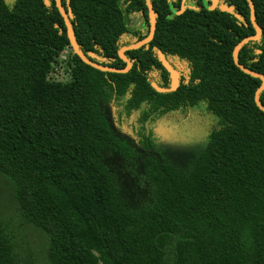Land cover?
Listing matches in <instances>:
<instances>
[{"label":"trees","instance_id":"obj_1","mask_svg":"<svg viewBox=\"0 0 264 264\" xmlns=\"http://www.w3.org/2000/svg\"><path fill=\"white\" fill-rule=\"evenodd\" d=\"M150 1L151 45L186 61L188 77L172 93L150 85L167 88L169 77L148 46L126 53L134 60L128 73L105 72L75 53L55 0H0V173L24 221L46 236L48 264H264V112L255 101L262 81L233 60L256 33L249 3L225 0L245 25L220 10L174 13L182 0ZM253 2L263 36L239 61L264 75V0ZM65 3L87 58L124 69L118 52L133 43L123 35L134 12L149 21L146 0ZM60 67L66 81L56 77ZM112 105L117 124L134 118L139 143L158 155L148 169L151 198L140 207L123 199L106 163L107 153H134ZM199 106L205 145L185 170L163 156L153 126ZM17 245L0 214V264H17Z\"/></svg>","mask_w":264,"mask_h":264},{"label":"rangeland","instance_id":"obj_2","mask_svg":"<svg viewBox=\"0 0 264 264\" xmlns=\"http://www.w3.org/2000/svg\"><path fill=\"white\" fill-rule=\"evenodd\" d=\"M56 77L64 81L68 79L61 67ZM205 114L204 107L199 106L187 113L170 114L153 126L159 139V149L166 159L185 170L190 169L205 145L208 129ZM134 124V118L117 124L118 134L126 139L134 153L127 156L118 152L107 153L106 163L119 178L123 199L133 207H140L151 198L148 169L158 155L155 150L144 149L139 143ZM0 214L17 235V264H48L49 242L46 236L24 221L13 184L1 173Z\"/></svg>","mask_w":264,"mask_h":264},{"label":"water","instance_id":"obj_3","mask_svg":"<svg viewBox=\"0 0 264 264\" xmlns=\"http://www.w3.org/2000/svg\"><path fill=\"white\" fill-rule=\"evenodd\" d=\"M216 2H217V0H214V3L215 4H216ZM247 2L249 3V6H250L251 20H252V23H253V25L255 27L256 33L253 36H250V37L245 38L243 41H241L235 47V49L233 51V60H234L235 64L243 72H245L246 74H249V75H251L253 77H256V78H260L261 79L262 84H261L260 88L256 92L255 101H256V104L259 107V109L264 112V105L261 103V100H260V95H261V93L264 90V75H262L260 73H257V72H254V71L246 68L239 61V53H240V50L246 44H248L249 42L260 40V38L262 36V29H261V27L259 26V24L256 21L255 4H254L253 0H247ZM56 3H57V7L59 8V11H60L61 15L63 16V18L65 20V23H66V26H67L68 38L70 40V43H71V46H72L73 50L75 51V53L79 56V58L83 62H85L86 64L91 65V66H93V67H95V68H97L99 70H102V71H105V72L119 73V74L128 73L130 71V69H131V62L125 57V55H124L125 52L127 50L138 49L141 46H143V45L151 42L153 40V38H154V35H155V14H154V11H153V7H152V4H151V1L150 0H147V4H148V7H149V11H150L151 24H152V32H151L150 36L147 37L146 39L140 41L139 43H137L135 45H132L130 47H125V48H122L120 50L119 55L127 63L126 68H124V69H116V68H109V67H105V66H100L98 64H95V63L91 62L89 60V58H87V56L81 51V49H80V47H79V45H78V43L76 41V38H75V33H74L73 26H72V24L70 22V17L72 16L71 10H69V12H66V10L64 9V7H63V5L61 3V0H56ZM220 10L222 12L229 13V14H233V15L235 13L234 12V8L231 7V6H227V5H222L220 7ZM236 17L237 18H240L239 15H236ZM157 52H158L159 61L165 67V69H167L169 71V73H170V77H171L172 83H171V87L168 88V89L158 86L154 81H150L151 86L158 93H161V94L175 92L178 89V87H179V74L169 64V62L166 60L164 54L160 50H158ZM90 57L91 58H97L98 59V57L94 53H90Z\"/></svg>","mask_w":264,"mask_h":264},{"label":"flooded vegetation","instance_id":"obj_4","mask_svg":"<svg viewBox=\"0 0 264 264\" xmlns=\"http://www.w3.org/2000/svg\"><path fill=\"white\" fill-rule=\"evenodd\" d=\"M173 1H175V2H177V0H173ZM55 2H56V0H55ZM200 2V3H199ZM61 3H62V0H61ZM67 6H68V8H69V0H66V3H65ZM146 4H147V0H146ZM56 5H57V3H56ZM63 5V4H62ZM222 5H227V6H229L226 2H225V0H217V2H216V4L214 3V0H201V1H199V0H182V2H181V4H180V9H177L178 7L175 5V6H173V8H172V11L174 12V13H177L178 11H186L188 8H190V9H197L198 11L199 10H201V11H203V10H206V11H211V12H216V10H220V7L222 6ZM147 6H148V4H147ZM203 7V8H202ZM234 8V7H233ZM59 9V8H58ZM148 10H149V7H148ZM221 11V10H220ZM222 12V11H221ZM234 12H235V8H234ZM181 13V12H180ZM223 13H225V12H223ZM229 14V13H228ZM230 15H233V14H230ZM236 15H239V14H237L236 12L234 13V15L233 16H235L236 17ZM237 18V17H236ZM130 19L131 20H133L134 22H132L131 24H129L128 25V32L126 33V34H124L123 36H124V39H125V41H131L133 44L132 45H135V44H137V43H139V42H137L136 41V39H137V37H139V36H146V37H149L150 36V34H151V32H152V24H151V19H150V16H149V21L148 20H146L144 17H143V11H141L140 13H138V12H134L132 15H130ZM240 22L242 21L245 25H247V23L244 21V18L243 17H241L240 16V18H237ZM257 21V20H256ZM258 23V22H257ZM253 24V23H252ZM205 26V24L204 23H200L199 25H198V28L201 30L202 29V27H204ZM260 26V25H259ZM261 27V26H260ZM261 29H262V27H261ZM155 35H156V26H155ZM155 35H154V38H155ZM262 36H263V29H262ZM262 36H261V38H262ZM154 38H153V40L151 41V42H149V43H147V44H145V45H143V46H148V49L149 50H151V51H153L155 54H156V58H157V60L159 61V57H158V50H160L163 54H164V56H165V58H166V60L169 62V64L173 67V69L175 70V71H177L178 72V74H179V87H178V89L180 88V86H181V84H182V80L184 79V78H187L188 77V70H187V67H186V64H185V60H183V61H181V60H177L176 58H174L172 55H171V53H172V50L173 49H171V48H167V47H165L164 48V50L162 51L160 48H158L157 46H155V45H151L152 44V42L154 41ZM260 38V39H261ZM132 45H130V46H132ZM130 46H127V47H130ZM143 46H141V47H143ZM140 47V48H141ZM125 48V47H124ZM139 49V48H138ZM134 50H137V49H134ZM129 51H132V50H127L126 52H125V57L131 62V68H132V64H133V61L134 60H132V59H130V58H128L127 56H126V53L127 52H129ZM120 52V51H119ZM119 52H118V56H119V58L122 60V62L127 66V63L120 57V55H119ZM95 59H97V58H95ZM98 61H100V62H105V59H103V58H99L98 57V59H97ZM160 62V61H159ZM160 64H161V62H160ZM162 65V64H161ZM163 66V65H162ZM126 68V67H125ZM163 68L165 69V67L163 66ZM165 71L167 72V74H168V77H169V85H168V87H167V89L168 88H170L171 87V83H172V80H171V77H170V73H169V71L167 70V69H165ZM153 75H155V76H157V75H159V74H157L156 72H154V74ZM150 81H153V80H151V78H150ZM155 82V81H154ZM156 83V82H155ZM157 84V83H156ZM150 85H151V83H150ZM158 85V84H157ZM159 86V85H158ZM153 88V87H152ZM164 88V87H163ZM177 89V90H178ZM176 90V91H177ZM174 114V113H173ZM112 116H113V119H114V126H115V128L117 129V117H116V108L114 107V105H112ZM120 136V135H119ZM126 140V139H125Z\"/></svg>","mask_w":264,"mask_h":264}]
</instances>
